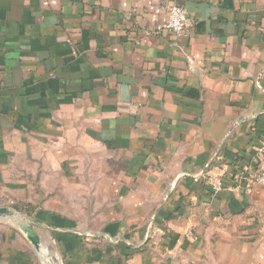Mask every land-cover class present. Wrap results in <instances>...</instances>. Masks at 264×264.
Segmentation results:
<instances>
[{
	"label": "crops",
	"instance_id": "obj_1",
	"mask_svg": "<svg viewBox=\"0 0 264 264\" xmlns=\"http://www.w3.org/2000/svg\"><path fill=\"white\" fill-rule=\"evenodd\" d=\"M262 145L264 0H0V207L57 264H264Z\"/></svg>",
	"mask_w": 264,
	"mask_h": 264
},
{
	"label": "built area",
	"instance_id": "obj_2",
	"mask_svg": "<svg viewBox=\"0 0 264 264\" xmlns=\"http://www.w3.org/2000/svg\"><path fill=\"white\" fill-rule=\"evenodd\" d=\"M192 26L187 10L180 5H173L169 10L167 22L163 29L172 32L174 35L181 37L186 36L189 28ZM249 172L248 179L253 185L264 187V145L260 147L257 155L255 168ZM208 182L211 190L218 193L224 188V179L221 174L208 172Z\"/></svg>",
	"mask_w": 264,
	"mask_h": 264
},
{
	"label": "water",
	"instance_id": "obj_3",
	"mask_svg": "<svg viewBox=\"0 0 264 264\" xmlns=\"http://www.w3.org/2000/svg\"><path fill=\"white\" fill-rule=\"evenodd\" d=\"M0 221H5L7 223L10 222L13 224L26 236L28 241L38 253L42 252L41 248L43 243L38 232L36 231L33 223L20 212L9 207H0ZM44 263L46 264L45 260Z\"/></svg>",
	"mask_w": 264,
	"mask_h": 264
},
{
	"label": "rangeland",
	"instance_id": "obj_4",
	"mask_svg": "<svg viewBox=\"0 0 264 264\" xmlns=\"http://www.w3.org/2000/svg\"><path fill=\"white\" fill-rule=\"evenodd\" d=\"M0 204H2V203H0ZM6 207H9V208H12V209H14V210H16V211H18L17 209H15L13 206H6ZM19 212V211H18ZM5 222V221H4ZM8 223H10V222H8ZM45 247H47V248H49L48 250H50V251H48ZM42 250V252H40L39 253V255L41 256V258L43 257V255H44V253L46 254V257H48L47 258V261L50 263V264H57V262H58V257H57V253H56V251H55V249H54V247H53V245L51 246V244L50 245H46L45 246V244H43V246H42V248H41Z\"/></svg>",
	"mask_w": 264,
	"mask_h": 264
},
{
	"label": "bare ground",
	"instance_id": "obj_5",
	"mask_svg": "<svg viewBox=\"0 0 264 264\" xmlns=\"http://www.w3.org/2000/svg\"><path fill=\"white\" fill-rule=\"evenodd\" d=\"M43 257H44V260L46 261V264L49 263V262L47 261V258H48V257H46V254H45V253H44ZM49 264H50V263H49ZM52 264H53V263H52Z\"/></svg>",
	"mask_w": 264,
	"mask_h": 264
},
{
	"label": "trees",
	"instance_id": "obj_6",
	"mask_svg": "<svg viewBox=\"0 0 264 264\" xmlns=\"http://www.w3.org/2000/svg\"><path fill=\"white\" fill-rule=\"evenodd\" d=\"M17 210L20 211L21 209L18 208Z\"/></svg>",
	"mask_w": 264,
	"mask_h": 264
}]
</instances>
